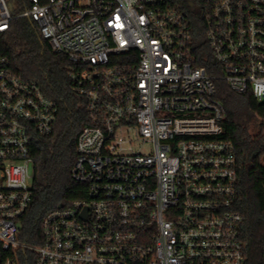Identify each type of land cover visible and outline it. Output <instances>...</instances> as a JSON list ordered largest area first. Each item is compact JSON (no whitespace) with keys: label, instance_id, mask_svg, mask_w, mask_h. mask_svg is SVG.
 Listing matches in <instances>:
<instances>
[{"label":"built area","instance_id":"1","mask_svg":"<svg viewBox=\"0 0 264 264\" xmlns=\"http://www.w3.org/2000/svg\"><path fill=\"white\" fill-rule=\"evenodd\" d=\"M190 2L20 0L16 14L17 0H0V264H19L21 251L36 264H246L238 159L216 94L224 81L264 105V0ZM189 9L214 71L200 63ZM16 19L68 59L88 116L72 170L87 197L49 212L36 245L21 235L61 106L5 52Z\"/></svg>","mask_w":264,"mask_h":264},{"label":"trees","instance_id":"2","mask_svg":"<svg viewBox=\"0 0 264 264\" xmlns=\"http://www.w3.org/2000/svg\"><path fill=\"white\" fill-rule=\"evenodd\" d=\"M193 2L195 10H199L201 0ZM195 10L189 12L195 41L201 46L200 63L211 72L214 61L204 44V24ZM3 45L19 73L38 83L45 96L61 106L56 136L41 141L37 150L35 201L21 235L23 242L36 245L42 242L41 223L49 212L87 197V187L72 179L77 137L88 124L87 109L74 91L68 59L49 48L35 24L28 19L14 20ZM216 98L227 114L223 137L234 144L238 159L239 195L235 208L244 218L242 239L246 264H264V105L250 95L235 94L224 81L217 82ZM18 260L19 264H36V257L30 252H19Z\"/></svg>","mask_w":264,"mask_h":264},{"label":"rangeland","instance_id":"3","mask_svg":"<svg viewBox=\"0 0 264 264\" xmlns=\"http://www.w3.org/2000/svg\"><path fill=\"white\" fill-rule=\"evenodd\" d=\"M18 1V6H17V10L15 11L16 14L20 13L22 11V9L20 8V0ZM129 147H131V149L134 152H141V153H150L152 150V147L150 144L147 143H141V142H133L132 144L129 145Z\"/></svg>","mask_w":264,"mask_h":264},{"label":"water","instance_id":"4","mask_svg":"<svg viewBox=\"0 0 264 264\" xmlns=\"http://www.w3.org/2000/svg\"><path fill=\"white\" fill-rule=\"evenodd\" d=\"M9 2H10V4L12 5V4L15 2V0H9ZM189 5L192 7L194 4H193V2H190ZM60 207H61V206H60Z\"/></svg>","mask_w":264,"mask_h":264}]
</instances>
